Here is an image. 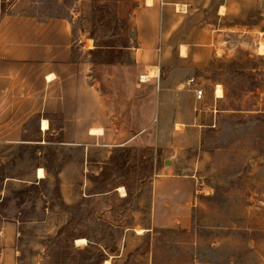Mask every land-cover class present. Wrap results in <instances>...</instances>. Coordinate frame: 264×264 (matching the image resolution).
I'll list each match as a JSON object with an SVG mask.
<instances>
[{
	"label": "rangeland",
	"instance_id": "1",
	"mask_svg": "<svg viewBox=\"0 0 264 264\" xmlns=\"http://www.w3.org/2000/svg\"><path fill=\"white\" fill-rule=\"evenodd\" d=\"M100 2L0 0V17H64L72 24L75 57L122 59L126 53L117 48L130 42L122 37L124 23ZM250 3L256 11L237 23L238 30L227 23L224 50L205 75L220 99L198 150L188 154L197 191L191 226H151L150 185L162 163L150 148L99 153L94 142L88 148L0 143V212L21 213L18 247L25 260L264 264V5ZM79 41L86 43L81 51ZM27 133L37 140L33 121ZM39 167L52 174L66 168L70 201H61L59 180L39 183L31 175ZM44 177L39 169L37 178ZM44 197L50 199L45 210Z\"/></svg>",
	"mask_w": 264,
	"mask_h": 264
},
{
	"label": "crops",
	"instance_id": "2",
	"mask_svg": "<svg viewBox=\"0 0 264 264\" xmlns=\"http://www.w3.org/2000/svg\"><path fill=\"white\" fill-rule=\"evenodd\" d=\"M250 1L101 0L124 23L122 37L130 42L117 48L126 53L122 59L94 61L74 56L66 18L3 15L0 143L88 148L94 142L99 153L150 148L162 163L150 185L151 226L188 229L197 199L188 154L198 150L220 99L205 75L224 50L227 23L238 30L237 23L255 10ZM84 47L79 41V51ZM190 80L201 85V100ZM31 121L37 140L27 133ZM31 175L39 183L59 180L61 201H70L66 168L52 174L39 167ZM44 198L45 210L50 199ZM20 217L0 212V264H38L25 260L18 247L25 223Z\"/></svg>",
	"mask_w": 264,
	"mask_h": 264
},
{
	"label": "built area",
	"instance_id": "3",
	"mask_svg": "<svg viewBox=\"0 0 264 264\" xmlns=\"http://www.w3.org/2000/svg\"><path fill=\"white\" fill-rule=\"evenodd\" d=\"M262 1V3H263V5H264V0H261ZM189 84H192L193 86H194V94H195V98L197 99V100H201L202 99V96H203V90H202V88H201V85L198 83V82H196V81H194V80H190L189 81ZM216 90V89H215ZM215 93V92H214ZM199 111V110H198ZM213 122V121H212ZM214 125V124H213ZM212 125V127H214Z\"/></svg>",
	"mask_w": 264,
	"mask_h": 264
},
{
	"label": "bare ground",
	"instance_id": "4",
	"mask_svg": "<svg viewBox=\"0 0 264 264\" xmlns=\"http://www.w3.org/2000/svg\"><path fill=\"white\" fill-rule=\"evenodd\" d=\"M215 92H216V90H215ZM216 96V95H215ZM217 98V97H216ZM139 232V231H138Z\"/></svg>",
	"mask_w": 264,
	"mask_h": 264
}]
</instances>
